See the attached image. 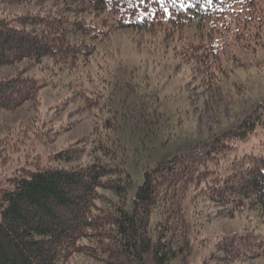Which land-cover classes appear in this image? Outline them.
Listing matches in <instances>:
<instances>
[{
  "label": "trees",
  "instance_id": "obj_1",
  "mask_svg": "<svg viewBox=\"0 0 264 264\" xmlns=\"http://www.w3.org/2000/svg\"><path fill=\"white\" fill-rule=\"evenodd\" d=\"M190 4L167 0L165 12L160 0H0V66L22 70L0 78V110L37 101L46 82L23 74L30 70L91 77L101 55L115 59L111 42L122 31L159 38L205 92L229 79L243 55L264 51V0ZM100 97L91 94L88 106ZM263 125L264 100L237 124L146 170L130 206L132 176L99 136L89 137L98 140L89 149L80 136L46 157L36 154L34 167L0 180V264H65L75 255L103 264H170L192 240L208 248L197 264L264 256V239L251 235L199 239L211 219L201 220L207 207L214 217L245 207L264 217V155L232 157L235 142ZM16 142L0 139V161Z\"/></svg>",
  "mask_w": 264,
  "mask_h": 264
},
{
  "label": "rangeland",
  "instance_id": "obj_2",
  "mask_svg": "<svg viewBox=\"0 0 264 264\" xmlns=\"http://www.w3.org/2000/svg\"><path fill=\"white\" fill-rule=\"evenodd\" d=\"M111 43L115 59L109 63L101 55L91 77L68 70L23 73L43 76L46 84L37 101L13 111L0 110V139L10 136L18 146L9 152L6 163L0 161V180L20 167H34L36 154L46 157L80 136L89 149L98 141L91 143L89 137L99 136L106 147L117 152L118 160H124L132 176L127 197L130 206L146 170L237 124L264 100V51L243 55V63L233 66L229 79L205 92L187 68L176 65L172 50L165 52L159 38L122 31ZM20 72L21 64L0 66V78ZM94 92L101 97L89 107L87 98ZM54 132L59 135L56 139ZM235 146L232 157L264 155V125ZM203 212L201 220L208 214L211 219L201 226L199 239L214 242L234 234L251 235L256 242L264 239V217L255 209L245 207L234 216L214 217V207ZM183 250L170 264H197L208 248L192 240ZM65 264L103 263L75 255ZM226 264H264V256Z\"/></svg>",
  "mask_w": 264,
  "mask_h": 264
},
{
  "label": "snow or ice",
  "instance_id": "obj_3",
  "mask_svg": "<svg viewBox=\"0 0 264 264\" xmlns=\"http://www.w3.org/2000/svg\"><path fill=\"white\" fill-rule=\"evenodd\" d=\"M166 2H167V0H160V5L162 8H164L165 12L168 11V9L165 7ZM170 2L172 3L173 6H176L177 4H179V6L181 8H186L189 6H195V5L190 4V0H170Z\"/></svg>",
  "mask_w": 264,
  "mask_h": 264
}]
</instances>
